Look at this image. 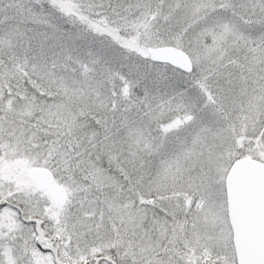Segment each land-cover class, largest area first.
<instances>
[{"label":"snow or ice","instance_id":"obj_1","mask_svg":"<svg viewBox=\"0 0 264 264\" xmlns=\"http://www.w3.org/2000/svg\"><path fill=\"white\" fill-rule=\"evenodd\" d=\"M0 264H264V0H0Z\"/></svg>","mask_w":264,"mask_h":264}]
</instances>
